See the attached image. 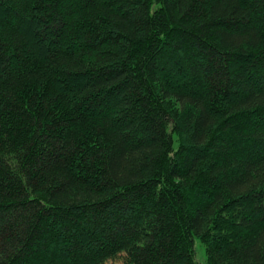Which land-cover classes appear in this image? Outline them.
Listing matches in <instances>:
<instances>
[{
	"label": "trees",
	"instance_id": "1",
	"mask_svg": "<svg viewBox=\"0 0 264 264\" xmlns=\"http://www.w3.org/2000/svg\"><path fill=\"white\" fill-rule=\"evenodd\" d=\"M0 264H264V0H0Z\"/></svg>",
	"mask_w": 264,
	"mask_h": 264
},
{
	"label": "rangeland",
	"instance_id": "2",
	"mask_svg": "<svg viewBox=\"0 0 264 264\" xmlns=\"http://www.w3.org/2000/svg\"><path fill=\"white\" fill-rule=\"evenodd\" d=\"M197 257L200 262H204L206 260V251L205 248L198 243L196 246Z\"/></svg>",
	"mask_w": 264,
	"mask_h": 264
}]
</instances>
